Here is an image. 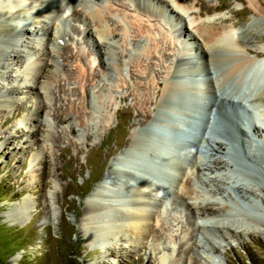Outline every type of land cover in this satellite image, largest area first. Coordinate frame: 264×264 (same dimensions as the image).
Segmentation results:
<instances>
[{"label":"rangeland","instance_id":"1","mask_svg":"<svg viewBox=\"0 0 264 264\" xmlns=\"http://www.w3.org/2000/svg\"><path fill=\"white\" fill-rule=\"evenodd\" d=\"M197 1L200 4L196 5ZM96 2L100 6L103 0ZM148 2L145 0L143 5L160 7ZM126 3L129 1L120 0L117 3L118 10L122 11L114 19L122 22L129 29V35L133 36L136 32L134 16L138 8L132 6L134 10H128ZM168 3L165 9L173 14L161 18L159 11H153L150 14L152 21H144L148 26L154 25L147 28L146 36L135 44L132 38L125 41L124 35L115 38L114 47L108 49L110 55L103 54L104 46L96 47L97 35L92 26L71 18L74 10L83 8L79 1L68 4L65 21L69 19L64 35L60 34L62 38L58 39L57 62L48 60L46 36H36L37 43L32 45L33 52L29 54L26 48L20 46L21 42H15L23 52V60L14 59L9 50L0 45L4 54L0 56V89L4 87L6 91L11 88L9 83L13 82L14 92L9 98L15 100L6 103L5 108L0 110V264H264V133L261 131L264 130V120H257L260 117L264 119V103H258L259 94L256 100H253L255 95L245 97L249 98L248 101L233 94L231 90L237 87L233 82L228 85L231 90L216 89L219 101L214 106L209 92L213 99L216 94L208 80L216 81L225 65L210 62V75L196 77L198 81L193 84L186 79L187 76L174 73L177 60L173 54L183 53L184 62L190 56L188 67L195 65V68H201L198 58L193 53L187 55L188 51L181 48L182 44L188 43L186 39L189 37L173 39L172 44L169 41L175 22L183 28L185 26L188 36L196 33L193 27L197 23L220 26L219 17H226L223 23L227 25L234 23L237 26L236 35L241 38L249 27L264 24V0H185L179 2L184 9L180 8L184 17L177 21L173 3ZM201 4L211 9L203 11ZM190 7L192 9L188 11ZM146 18L143 16V19ZM1 19L5 23L6 18L2 16ZM189 21L194 24L190 26ZM11 23L17 25V32L25 39L28 34L23 36L24 32H21L24 23L17 22L13 17ZM107 24L110 29L114 28L113 21ZM75 26L84 32L81 36ZM260 31L264 36V27ZM78 36L80 38L76 42ZM72 37L75 39L72 40ZM0 38L4 39V36ZM262 40L261 45L264 46V37ZM65 46L73 48L75 54L80 53V64L74 61L69 64L64 60ZM153 48H156L155 52ZM160 48L167 56L164 61L154 58L155 54L159 55ZM91 50H96L95 55L87 56ZM216 53L217 57L223 56V52ZM250 56L254 57L255 52L251 50ZM139 58L141 68L136 67ZM177 59L180 60V56ZM105 60L125 64L112 76H106L105 70L100 67V62ZM28 64L37 65V70L33 77L24 80ZM89 66L96 75L84 87H88L87 90L90 87L94 94L91 99H87L86 93L81 90L84 73ZM148 66H153L155 70L149 71ZM50 71L54 74L51 77ZM157 81L162 82V87L156 85ZM169 81L179 82L180 89L168 93L165 85ZM59 87H63L62 92ZM156 90L163 96L156 98ZM129 93L133 95L127 97ZM101 96L102 103L91 102ZM147 97L154 99L153 112L149 111L150 104H146L144 109L138 105ZM220 97L233 103L222 102ZM161 100L178 109L184 125L190 128V134L186 135L187 143L180 140L178 134L174 135L176 152L164 143L165 140H161L164 150L172 154H169L170 160L166 163L164 153L157 154L160 158L155 160L157 172L163 167L175 180L171 178L173 181L170 183L166 174L161 177V182L166 185V189L162 190L164 197L157 200V207L149 210L151 220L142 234L137 235L132 230L114 235L115 230L111 229L107 237L97 241L93 237L94 229L88 227L93 213L89 210L93 202H99L94 193L103 177L109 176V181H117L122 188L117 193L111 184L108 187L112 191H107L116 197L117 202L114 198L112 203L120 211L125 209L117 203L125 197L123 195L130 190V186L124 184L128 179L122 173L119 175L121 180H114L115 174L122 168L140 175L141 171L134 169V165L120 163V158L129 149L132 135L147 130L144 124L146 115L141 113L150 115V122L157 113L163 114L162 118H167L170 126L179 128L180 134L185 131L184 126L178 123V115L165 108L160 109ZM241 101H246L259 113L256 118L253 110L249 111ZM69 102L79 105L84 111L96 109L99 111L96 113L98 118L85 124L76 115H71L70 119L58 116V119L56 108L65 109ZM213 107L215 110L210 114ZM238 110L245 112L251 124L257 121V125H262L258 126L261 132L256 133V129L252 133L249 129L247 131L241 115H236ZM206 113L208 116L204 115ZM219 116L228 125V128L217 127L221 134L214 132V125H219L216 120ZM29 118L31 124L28 123ZM108 125L111 128L106 127ZM253 137H257L260 143ZM160 139L157 138V142ZM225 139L233 145L229 153L232 162L225 155H228ZM166 140L174 147L170 137ZM220 143L226 148L224 151L218 149ZM180 156H187L183 159L187 162L185 176L168 169L173 159L178 160ZM146 161L144 164L149 167V155ZM129 183L135 189L141 188L135 179L129 180ZM129 193L127 196H130ZM114 206L109 209L114 211ZM113 211L105 209L104 212L107 217H114ZM211 213L220 216L210 217Z\"/></svg>","mask_w":264,"mask_h":264},{"label":"bare ground","instance_id":"2","mask_svg":"<svg viewBox=\"0 0 264 264\" xmlns=\"http://www.w3.org/2000/svg\"><path fill=\"white\" fill-rule=\"evenodd\" d=\"M77 1L80 2V5L83 8L79 11L74 10L73 13L71 14V18L75 20H79L82 24H86L87 26H92L94 28L96 35H97V40H96L97 46L96 47L102 48L104 46L103 47V49H105V52H103L104 55L111 54L108 49L110 47H114L115 38L121 35L125 36V39H126L125 41H127L128 38H132L131 40L134 44L138 43L140 41V38L146 36V34L148 33L147 28L148 27L151 28L150 26L153 25V24L152 25L149 24L148 26L144 22L146 21L147 23H149L152 21L150 14L153 11L155 12L159 11L161 18H165L169 14H173L171 11H169L168 8L165 9V6L168 2L173 3L171 5L172 7L174 6L173 7L174 11H176L177 13L175 21L179 19L181 20L184 17V15L180 13L181 6L179 5L180 4L179 2H184L185 0L183 1L176 0L178 4H176L174 0H151L152 2L148 0L149 4L151 3L159 4L160 7L158 6L149 7V6L143 5V2H145V0H128L129 3H126V7L128 8V10L131 9L132 6H135L138 8L137 13L135 12L136 14L134 16V19H135L134 25L136 26L135 28L136 32H134L133 36H130L129 29L126 28L122 24V22L121 23L116 22L114 19L115 15H118V16L121 15L122 10H118L117 8L118 6L117 3L120 0H103L102 5L100 6L97 4L96 0H0V37L2 35L4 36V39L0 38V43H1L0 45H3L7 50H9V52L12 54L14 59L18 58L20 60H23V52L18 48V46L15 45V42H21L20 46L26 48L27 49L26 52L27 54H29L30 52H33L32 45H35L37 43L36 36L38 37L46 36L47 41H48L47 42L48 60L57 62L58 57H59L58 56L59 54L58 39L62 38L60 34L64 35L65 32L63 30L65 28L67 19H69L68 17L65 21V18H66L65 13L67 11V8H69L68 4L70 3L73 4V3H76ZM197 4H200V3L197 1L196 5ZM205 6L206 5L201 4V8H202L201 10L209 11L211 9V8L208 9L209 7L207 8ZM177 9L179 11H177ZM191 9H192L191 7L188 8V11ZM131 10H134V9H131ZM141 11L143 14L140 13ZM2 16L6 18V20L8 19L7 21L5 20V23H3L1 19ZM143 16L147 18L143 19ZM12 17L15 18L17 22L21 21L24 23L22 25L21 32H24V34H22L23 36L28 34L25 39H23L22 36L19 34V32H17L18 30L17 25L11 23ZM225 19H223V17L218 18V20H220L221 22L220 26H217V25L215 26V24L207 25V23L206 24L197 23V25L193 27L196 33L194 32L195 34H190V35L188 34V36H187V29L185 28V26L184 28L181 27L182 25L181 24L179 25L178 22L177 23L175 22V24L172 25L171 27L172 31H171V36H170L171 38L169 39L170 44L173 43L172 42L173 39H183L185 37L186 38L189 37L188 39H186L188 43L182 44L181 48L185 49L186 52L188 51L187 55H189L190 53H193L198 58V61L201 62V68L199 67L195 68V65H194V66H189L191 68L190 69L188 67V64L191 63L190 56L187 57V60H186L187 62H184V59L181 57V56L183 57L185 56L183 53L182 55L173 54V56H175L174 58H176L177 60L175 64L174 73L176 74L179 73L183 77L187 76L186 79L188 78L190 79L191 82H194L193 84H196L198 81L196 77H203L204 75H207V74L210 75V68H209L210 62L213 63L214 65L215 64L225 65L223 73H221L222 75L216 81H212L211 78H210L211 79L210 81L208 80V84L210 85V88L215 90V94H216L215 99H213V95H211V93L209 92V95H210L209 99L213 100L214 106H217L216 104H218L217 102L219 101V97L216 93V89L217 88L219 89L221 87L224 90H231L228 88V85H231L233 82L237 84V87L235 86L236 89L231 90L233 94L238 95L240 98H244L247 101L249 100V98L247 99L245 97L251 98V96L255 95V99L253 100H256V95L259 94L258 95L259 97H257L258 103L263 104L264 103V58L263 59H259V58L264 57V46L261 45V41H263L262 38L264 36L261 34V31H260V29L264 27V24H261V25L256 24L257 26L255 25L253 27H249L244 32L243 36L241 38H238L236 35L237 26L234 23H230L229 25L223 23L225 22ZM50 21H52L51 26H50ZM110 21H113V24H112L114 25L113 29H110L109 25L107 24ZM128 23H131V22H128ZM188 24L191 26L194 24V22L189 21ZM75 27H76V31L78 32V35L81 36L82 33L84 32L81 30L79 26H75ZM54 33L58 35L56 36L54 35ZM11 34H12V37H9V35ZM79 36L77 37L76 42L79 40L80 38ZM74 39L75 38L72 37V40ZM160 41L163 43V39ZM190 41H197L198 43L195 45L194 42H190ZM156 46H158L157 43H156ZM251 47H254V48H251ZM153 49H155L154 50L155 52L156 48H153ZM251 50L255 52L254 57L250 56ZM218 51L223 52L222 57H217L215 55V53ZM95 52L96 50H91L89 51L87 56L95 55ZM149 52L151 53V51ZM157 53L159 55L155 54L154 58L156 57L157 59L159 58L163 60L165 57H167L163 48H160ZM0 56H4V54L2 55V46H0ZM179 56L181 58L180 60L177 59L179 58ZM63 57L66 62H69V64L71 61L72 62L74 61L75 63L77 62L78 64L79 61L81 60L80 53L75 54L73 52V48L68 47V46L64 47ZM22 63H24V61H22ZM124 64L125 63L123 62H121L120 64H117V63L114 64L112 62L101 61L100 67L105 71L101 69L100 70L103 71L106 74V76H112L113 74L116 73V71L118 72V69H120V67H123ZM141 64H142L141 59L140 58L137 59L136 67L141 68ZM197 64H199V62H197ZM35 69L37 70V65L28 64V66H26V72H25L26 75L23 76L24 77L23 79L28 80L29 76L33 77V74L35 73L34 72ZM148 70L151 71L155 69L153 68V66H150V67L148 66ZM49 73H51L49 77L54 75L53 72L51 71ZM166 73L168 75L169 71ZM142 74H144L143 71H142ZM35 77L34 78L37 79V76ZM95 77H96L95 73H92V66H89L87 71L84 73V78L82 77L83 78L82 81L84 82V84L81 86V90H83L84 94L86 93L87 99L89 98L91 99V95L93 93L92 91L89 90L90 87L88 90H87L88 87L86 89L84 87L88 82L91 81V79H95ZM9 84H11L10 85L11 88L7 89L6 91L4 87L0 89V110L5 108L6 103H8L9 101L15 102V100L13 99L10 100L11 98L10 96L14 92L13 82ZM156 85L162 87V82L157 81ZM42 88L44 89L45 87L43 86ZM166 88H167L168 93L169 91L171 93H175L180 89V85H179V82L175 83L174 81H169L165 85V89ZM59 91L62 92L63 87H59ZM132 95H133L132 93H129L127 97L132 96ZM154 95L156 98L163 96L160 93V91H157V90L154 92ZM224 98L225 97L221 98L222 102L227 100V102L231 104L232 100L230 99L224 100ZM101 100H102V96L98 99H95V101L92 100L91 102L102 103ZM152 100L150 97H147L143 102L139 101L138 105L141 109H144V106L146 104H150L151 107L149 108L150 109L149 111L153 112L155 107L153 106ZM235 102L237 101L235 100ZM89 103H87V105H89ZM161 103H162V100H161ZM161 103L159 106L160 109L165 108L168 112L173 111V114H176L179 116L178 123L183 125L184 121H180L182 118L180 114L181 112L178 109L175 110L174 109L175 107L172 108L171 103H168V104H164V103L161 104ZM243 103L247 104L246 101H244ZM56 109L58 112L57 113L58 115H56L58 119H59L58 116H61L60 119H62V117H66L70 119L71 115H76V117H78L80 122L83 124L91 120L92 121L96 120L98 118V115L96 113L99 112L96 109L85 110V111L81 110L83 108L80 109L79 105H76L75 103H72V102H69L67 108L65 109H63L62 107H57ZM214 110L215 108L213 107L210 114H213ZM238 112L240 113L243 111L238 110ZM157 114L154 116L155 118L153 117L154 119H152V122H150L151 119H149V117L151 116L145 113H141L142 116L146 115L145 117L146 120L144 121V124L147 125V130L146 132L136 133L132 135L133 138L130 142L129 149H127L126 152L124 153V156L120 158V163H125V164L130 163L134 165V169H136L137 171H141L140 175L131 174L127 172V170L125 169L123 170L122 168H120L114 176L115 178L114 180H121L119 178V175L120 173H122L124 177L128 179V182L125 181L124 184L130 186V190L128 191L126 188L125 190H127V192L125 193V195H123L125 197L122 199H119L121 201L117 203V204L123 205L125 210L121 209L119 211V208L118 209L115 208L114 204L112 203L115 201L117 202V199L114 195L109 194V192H107L110 190L108 185L112 184L113 186H115L114 188L117 189L116 190L117 193H119L122 188L118 186L119 184L117 183V181L116 182L109 181L111 180L109 176L103 177V181L99 184V189L96 191V193H94V195L99 197V202H96V203L93 202L90 206L89 213H92V212L93 213H92V221L89 222L90 225L88 227L90 229H94L92 231L94 232V236L93 235L92 236L95 237L97 241L99 240L102 241L103 238L107 237L108 234H110L109 232L111 229L115 230L114 235H117L121 232H127V231L132 232V230L135 231L133 233L137 235L142 234V232L144 231V227L148 225V222L151 220V215L149 214V210L157 207L158 205L156 203L157 200H159L161 197H164V193L162 192V190L166 189L165 187L166 185H164L161 182V180L163 179V178L161 179V177L166 174L169 178L168 181L170 183L173 180H175L172 174H169L165 172V170L162 169L163 167L162 168L157 167L158 168V172H157V169H156L157 164L155 160L158 159L161 153H164L165 156H167L166 158H164V163H166L167 160H170L169 154H172V153H167L163 148V143L161 142V139L160 141L157 142V138L163 137V139L166 141V139H169L170 137L173 146L175 145L177 147V143H176L177 141L174 139V135L180 134L178 132L179 128H177L175 125L170 126L167 118L166 119L162 118L164 117L163 114L162 115H159V113ZM244 117L248 118V116H244ZM218 119L216 120L219 121V125H214V129H216V131L214 132L215 133L218 132V134H221L219 133L220 131L219 129H222L221 126H225V128L226 127L228 128V125L226 124L225 120L222 117L220 118L219 116ZM34 120L38 122L36 118ZM28 123L29 124L32 123L31 118L28 119ZM216 123L218 124V122ZM219 126L220 128L217 130V127ZM106 127L111 128V125H108ZM229 128H230V124H229ZM254 129H256V133H260L261 131L262 133H264V130L260 131L258 127L255 128V125H254ZM159 131H162L163 133L160 134ZM189 134L190 133H183L180 135L188 136ZM6 138L9 139L8 137ZM225 142H227V146H228V149H227L228 155L226 153L225 155L229 160V158L231 159V155H229V153L231 154L230 149L233 145L226 139H225ZM171 146L169 148L174 152L172 148L175 149V146L174 147H171ZM217 147L218 149H221L223 151L226 149V148H223V143H220L219 146ZM183 150H184V153L187 154V152L185 151V148ZM147 155H149V161H148L149 167H146V165L144 164V162L146 161ZM185 158L187 159V156L185 157L183 156V158L180 156L178 160L173 159L172 162L170 161L171 163L169 164L168 169H170V171L172 172L174 171L175 172L174 174L178 172L180 175L185 176L187 174V167H186L187 162L183 160ZM164 163L162 164V166L164 165L165 167L166 164ZM133 179H135L136 182H138L141 188L135 189V187H132L130 185L129 180H133ZM154 179L157 181H155ZM104 190L106 191L102 192ZM128 193L130 196H127ZM114 198L116 200L112 201ZM113 206H114V211L113 209H109ZM105 209H107V211L108 210L113 211L114 213L112 212V214H114V217H107V214H105L104 212ZM206 212H208L207 209H206ZM209 215L210 217H213V216L217 217L218 215L220 216V214H213V213ZM100 222H102V224H99ZM93 223H96V224L93 225ZM99 231H101V233H99Z\"/></svg>","mask_w":264,"mask_h":264}]
</instances>
